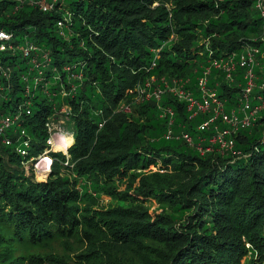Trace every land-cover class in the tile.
I'll use <instances>...</instances> for the list:
<instances>
[{
    "label": "trees",
    "instance_id": "1",
    "mask_svg": "<svg viewBox=\"0 0 264 264\" xmlns=\"http://www.w3.org/2000/svg\"><path fill=\"white\" fill-rule=\"evenodd\" d=\"M17 4L0 0V27L17 47L0 52V120L17 116L0 134V264H25L14 243L55 238L78 250L67 259L49 253L29 261L264 264V108L232 135V150L221 154L215 145L201 154L200 140L208 146L225 124L199 131L209 115H192L172 93L136 103L130 92L152 77L178 78L197 97L196 78L209 58L250 47L258 50L250 103L258 104L264 15L254 1L57 0L46 12ZM67 14L62 36L56 21ZM29 43L41 52L37 67L24 55ZM244 71L237 67L226 80L212 69L208 77L226 111L239 115ZM65 106L75 132L69 157L52 152L50 173L37 181L24 162L44 150L48 118ZM166 108L172 115H161ZM21 131L30 142L25 157L16 151ZM103 196L110 198L106 206Z\"/></svg>",
    "mask_w": 264,
    "mask_h": 264
},
{
    "label": "built area",
    "instance_id": "2",
    "mask_svg": "<svg viewBox=\"0 0 264 264\" xmlns=\"http://www.w3.org/2000/svg\"><path fill=\"white\" fill-rule=\"evenodd\" d=\"M17 2L15 9L21 7L25 3L37 5L42 11L46 12L51 10L54 7V4L57 0H13ZM256 7L260 10L261 14L264 15V0H253ZM70 21V15L62 16V18L56 21V28L58 34L64 36V29L67 27V24ZM13 35L11 33L6 32L3 28L0 27V52H14L17 48L15 45H12L11 39ZM25 56L31 57V62L35 64L37 67L39 63L37 62L38 53H41L38 46L35 44L29 43L23 50ZM258 53L256 48H246L240 55L231 54L227 57L220 58H209L208 65L201 67V74L196 78V88L198 90V96L196 97L191 91L184 88L187 81H183L178 78H174L172 82H167L165 80L160 79L158 81V85L153 86L152 88H145L146 86L151 85L149 81H157L154 77L150 78V80H146L143 84H139L135 87L134 90L130 91L133 93L134 97L138 93L139 95L142 92V101L146 99L154 97L156 100H159L163 91H168L172 93L177 99L185 101L187 104V110L195 115L196 113L208 114L209 117L199 124L198 130L203 131L206 130L209 126L216 123V121H220L221 123L226 125V128L219 129L216 131L215 135L211 136V138L207 141L208 146L204 147L201 143L203 140L197 145V150L203 154L206 151H211L213 146L217 145L216 150L223 154L226 151L232 150L234 140L232 135L238 131L239 129H247L252 125L253 121L257 113L264 108V97L258 96L257 100L258 104L252 106L250 103V95L252 89L255 86L254 80L256 79L254 74V66L257 65L255 60V55ZM41 58L47 62L48 56L46 53L42 54ZM154 62L151 64L153 67ZM237 67H242L244 71V79L245 86L242 88L240 92L239 98V109L241 111V115H239L235 108L231 110L225 109V100L219 98L217 95V91L215 88H211L208 85V77L211 75L212 69L220 71L223 75H225L226 80H232L233 72ZM41 78V72H38L37 76H35V81ZM145 88V89H143ZM140 89V90H139ZM142 89V90H141ZM149 92H147V91ZM28 91V88H27ZM137 96V95H136ZM127 105L121 104L120 108L124 111V108ZM68 107H61L54 111L51 116H49L48 121L46 123L47 128V138L45 141L46 147L44 150L35 158H30L28 161L24 162V168L27 173L31 172L34 174L36 178L38 175H45V177L50 173L51 166L53 164L54 158L51 156L52 152H61L65 155L66 160L68 159V148L74 141V129H73V140L71 142L67 141L68 137L65 136V132L62 130H57L53 127V117L55 114H59L63 112L69 122L68 117ZM126 112V111H124ZM172 115V111L170 108L162 109L161 115ZM17 119V116L5 117L0 120V134L3 130L9 128L14 121ZM71 125V124H70ZM99 126H102L100 124ZM68 133V132H67ZM172 136V131L169 129L166 132L165 137L169 138ZM185 141L189 144H192V139L186 134L182 135ZM21 138H23L17 145L16 151L21 156L25 157L28 155V148L30 147L29 139L26 137L24 131H21ZM4 143L9 145L12 141L9 138H5ZM67 164V161L64 163Z\"/></svg>",
    "mask_w": 264,
    "mask_h": 264
},
{
    "label": "rangeland",
    "instance_id": "3",
    "mask_svg": "<svg viewBox=\"0 0 264 264\" xmlns=\"http://www.w3.org/2000/svg\"><path fill=\"white\" fill-rule=\"evenodd\" d=\"M149 82L151 83V85H149V86L145 85V88H152V85L153 86L158 85L156 80H155V82L154 81H149ZM145 88H143V89H145ZM147 92H149V91H147ZM136 95L133 98V101L136 103H138V102L141 103L142 102V92L140 95L138 93ZM153 98L154 97L146 99L145 101H149ZM123 105H125V104H123ZM124 111L131 112V106L127 105L124 108ZM52 123H53V127L55 129L62 130V132H65V136L68 137L66 139L67 141L71 142L73 140V128L70 125V123L67 121V118L63 112H60L59 114H55L53 117ZM46 178H47V176L45 177V175H42V174L38 175V178L35 177V179L37 181H45ZM109 200H110V198L108 196H103L102 199L100 200V203L103 206H106V205H108ZM156 206H157V204L153 203V201H152L150 209L152 210ZM67 244H68V246H67ZM78 247H79V244H77L73 241L67 242V241L61 240L60 238H55L51 241H48L46 243H41L38 245H31L28 243H22V244L21 243L20 244L14 243V248H15L14 252H15V255H23V256L27 257V261H25V264H33L29 261L30 256H37V255L41 256V255L53 253V254L64 256L67 259L70 256H72V254L74 252H76L78 250Z\"/></svg>",
    "mask_w": 264,
    "mask_h": 264
}]
</instances>
